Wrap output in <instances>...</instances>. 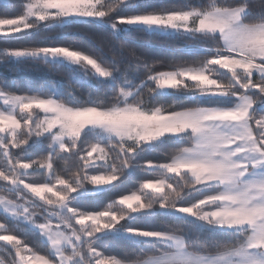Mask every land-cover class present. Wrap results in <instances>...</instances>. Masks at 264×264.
<instances>
[{
	"label": "snow or ice",
	"instance_id": "6c2138e0",
	"mask_svg": "<svg viewBox=\"0 0 264 264\" xmlns=\"http://www.w3.org/2000/svg\"><path fill=\"white\" fill-rule=\"evenodd\" d=\"M19 7L0 37L39 42L0 63L67 80L19 93L0 78V264H264V0ZM129 33L188 58L138 53Z\"/></svg>",
	"mask_w": 264,
	"mask_h": 264
},
{
	"label": "trees",
	"instance_id": "16d2710c",
	"mask_svg": "<svg viewBox=\"0 0 264 264\" xmlns=\"http://www.w3.org/2000/svg\"><path fill=\"white\" fill-rule=\"evenodd\" d=\"M169 2H179V0H169ZM192 2L196 3L198 2V0H192ZM20 3L21 0H7V2H3L0 0V18L18 14L21 11L19 7ZM81 37L82 44L85 48L92 46L93 41L90 40L86 35L81 34ZM126 39L128 41V45L131 48L135 49L138 53H142L150 57H156L166 61L171 59L179 60L181 58H188L179 50L183 47V42L181 41H176L171 47L167 45L162 46L160 44H157L155 41H153L152 43L146 42L148 38L144 37L143 34L140 33L126 34ZM38 42V38L35 36H27L24 33H19L14 34V37H0V49H3L5 47L19 48L29 46L33 43ZM2 59L3 56L2 54H0V60ZM166 66L167 65H165V67ZM0 78L7 81V85L10 90L23 93L28 86L39 87L43 85L44 89L47 90L53 86V81H66L67 75L63 71L49 72L47 67L41 63L24 61L20 64L9 63L5 65L0 63ZM149 158L153 160H159L163 159V155L160 152L151 153L149 154ZM136 178L138 180L145 177L143 173L137 172ZM32 179L36 182H42L45 177L35 176ZM136 187H138V183L136 182V180H133L125 185L124 188H122L120 191L123 194H129L131 191H134ZM99 199L101 201H105L107 197L101 196L99 197ZM0 219H3V217L0 216ZM163 219L165 218H161V220ZM16 231L18 235L26 239L30 246L40 249L41 251L43 250L40 244V238L31 231L27 230L23 225L16 229ZM112 250L118 255H124L126 251L121 247H114ZM3 255L4 253L0 251V256Z\"/></svg>",
	"mask_w": 264,
	"mask_h": 264
},
{
	"label": "rangeland",
	"instance_id": "374dc122",
	"mask_svg": "<svg viewBox=\"0 0 264 264\" xmlns=\"http://www.w3.org/2000/svg\"><path fill=\"white\" fill-rule=\"evenodd\" d=\"M1 1H3V2H7V0H1ZM3 242H0V244H2Z\"/></svg>",
	"mask_w": 264,
	"mask_h": 264
}]
</instances>
